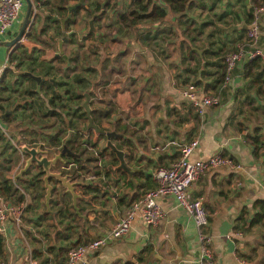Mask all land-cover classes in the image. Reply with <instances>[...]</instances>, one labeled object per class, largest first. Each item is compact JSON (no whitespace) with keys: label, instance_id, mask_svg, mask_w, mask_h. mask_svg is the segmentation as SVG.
<instances>
[{"label":"crops","instance_id":"crops-1","mask_svg":"<svg viewBox=\"0 0 264 264\" xmlns=\"http://www.w3.org/2000/svg\"><path fill=\"white\" fill-rule=\"evenodd\" d=\"M228 1H231L232 9L242 3L238 0H196L197 5L187 10L181 19L180 14L168 8L162 21L154 22L148 18L132 25L129 23L130 17L127 21L122 18L131 0H117L112 2L116 7L108 8L95 22L92 18L86 22L81 16H88V11L83 10L78 18V28L77 23L71 24L65 36H62L59 30L65 31L66 23L75 9L70 7L82 4L84 0H36L35 6L32 4L26 41L22 44L29 50H46L40 59L51 61L65 47L69 48L64 42L65 38L74 39L76 43L84 38V45L80 49L81 77L103 83L110 80L106 86H100L97 97L115 102L122 112L119 115L123 118V124L128 125L127 138H130L133 148L125 146L123 151L130 179L134 180V171L153 175L158 166H170L175 162L179 154L174 146L161 151L155 149L171 140L189 142L198 138L200 144L193 153V159H207L216 154L234 158L242 167L240 170L214 168L194 182L189 192L193 197L201 198L210 211L209 233L216 264H264V223L255 222V213L259 211L256 202L264 201V157L255 158L253 147L246 139L249 129L245 126L244 129H237L235 125L228 124L235 104L233 93L227 92V96H230H225L219 106L209 107L203 118L182 93L187 83L200 79L206 84L213 81V77L201 73L217 70L203 65L217 59L210 53L216 52L217 48L209 41V45H200L198 28L202 23L212 22V19L208 20L212 13L214 15L219 9L224 10ZM29 2H26L19 20L9 33L0 35V41L12 40L19 34ZM84 5L91 10L87 3ZM64 7L68 9L66 16L61 15ZM86 23L88 30L79 39V31H84ZM189 25L190 29L185 31ZM93 30L94 35H88ZM30 31L31 36L28 35ZM40 34L47 43L35 37ZM230 40L228 46L237 41L234 36H230ZM55 42L58 49L52 48ZM73 46L70 49L75 51ZM189 46L194 52L189 50ZM16 49L0 45V71L4 72L8 67L16 72L9 61V56ZM92 56L95 60H92ZM235 80L239 89L249 85V79L240 77L239 73L235 74ZM17 85L14 86L16 92H8L10 99L0 102V132L10 140L24 135L18 126L28 124L26 121L30 113L27 110L26 117L22 118L21 109L14 111L25 100L31 99L29 94H20L18 90L21 91L23 86ZM245 93L256 97L254 89ZM263 102L258 97L256 105ZM7 113L14 114L11 121L3 119ZM118 116L114 115L110 121L113 122ZM261 118L264 117L256 119L260 121ZM248 122L244 121L250 127ZM103 147L100 141L99 149ZM4 148V144H0L2 158L8 153L12 155ZM101 163L107 174L103 169L94 181L108 182V186L101 187L99 192L82 195L75 187L78 194L75 202L70 191L64 187L70 194L65 193L58 183H51L50 180L51 198L54 200L52 206H49L50 201L47 203L45 196L47 209L43 206V200H39L25 211L21 224H17L10 214L5 231L0 232L4 238L0 261L4 264H32L34 260L36 264H62L71 248L109 232L131 204L133 190L126 187L125 180L113 170L120 168L121 161L114 162L104 155L99 157L98 164ZM7 176L10 177L9 173ZM158 200L164 212V219L158 226H149L137 217L128 234L101 248L92 255L89 264H200L202 254L193 218L173 196H161ZM3 201L11 204L0 196V204ZM78 203L82 209L73 214L71 205Z\"/></svg>","mask_w":264,"mask_h":264},{"label":"trees","instance_id":"trees-1","mask_svg":"<svg viewBox=\"0 0 264 264\" xmlns=\"http://www.w3.org/2000/svg\"><path fill=\"white\" fill-rule=\"evenodd\" d=\"M62 1L68 2L70 0ZM103 1L104 0H84L82 4L72 11L73 16L67 21L65 31L60 28L59 35L65 36L69 30V26L78 22V18L83 10L88 11V17L92 18L93 22H95L106 13L108 8L116 7V4H112V2L117 0H108L104 6L102 5ZM219 1L223 2V0ZM238 1L242 2L243 7L247 10L246 18L249 24L252 21L255 9L264 4V0H250L249 2L245 0ZM86 3L91 10L85 7L84 4ZM165 5L167 7H164ZM196 5V0H131L130 5L126 9V14H123L122 18L127 21L128 17H130L129 23L132 25L148 18L154 22L162 21L165 19L167 9L169 8L174 13L180 14L179 18L181 19L186 15L187 10ZM226 6H232L231 1H228ZM61 12V15L66 16L68 14V9L64 7L61 9ZM96 13L99 14L95 15ZM30 15H32V13ZM208 23L212 22L207 21L200 25L198 28L200 34L203 33L204 27L207 26ZM261 27L262 32H264V13L261 15ZM189 29L190 25L186 27L185 31ZM30 33L31 31L28 35L31 36ZM94 33L95 30L89 31L88 35L92 36ZM35 37L42 42H46V40L42 39L41 34L35 35ZM214 37L215 35L211 37L212 40L209 41L210 45L215 43L216 40ZM195 40L196 38L192 41ZM262 41L264 45V33ZM64 42H66V45L69 43H76L74 39L68 38H65ZM219 42L222 46L226 45L223 39ZM76 44L78 45V43ZM83 45L84 42L79 44L80 49ZM222 46L220 48L218 47L216 52H210L217 57L214 62L208 61L203 63V65L217 69L215 72L201 73L203 75H210L214 78L213 81L206 84L200 79L199 81L190 83L195 84L197 87L204 90V92L212 91L214 93H219L222 99L227 96V92L233 93L232 97L235 104L234 110L229 117L228 124L235 125L237 129H244V121L248 120L249 116L254 118L264 117V102L256 105V103H258V97L264 100V57L252 58L244 62L240 70L237 69L234 71V77L235 74L239 73L240 77L249 79L248 86L244 87V89L236 87L233 91H229L232 89L225 90L222 89V82L226 74L227 56L224 57L226 50L222 49ZM226 47L228 48L229 46L227 45ZM237 49L238 48L231 52ZM64 50L66 51V48H64ZM189 50L192 51L190 46ZM93 51L95 52V50ZM37 52L38 49L33 48L29 50L27 46L21 44L20 47L9 56V61L13 64L15 69L19 70L23 65H26V68L18 75L10 78L9 73L13 74L14 72L9 71L10 69L6 67L0 84V102L10 99L8 92H16L17 89L14 88L15 85H22L23 89L18 91L22 95L29 94L31 99L25 100L22 105H18L14 109V111L21 109L22 118L26 117L27 110L30 111L27 116L29 117L28 124L24 126L25 129L21 130L24 135L20 140V144L32 147L43 144L49 154H52L53 148V151L57 150L55 154L61 152L66 145L70 151L63 155L64 161H59L57 165L54 166L53 170L68 174L71 181L76 183V187L79 190L78 192L82 195H89L91 192H99L101 187L106 186V184L108 186V182L105 184L104 182L87 180L90 175L94 176L95 179L103 172V169L105 171V166L102 163L98 164L99 157L107 155L110 160L114 162L120 161L117 152L107 145L108 136L106 133L113 131L117 133L111 136V140L118 149L123 150L125 146L133 148L130 138H127L129 130L128 125L123 124V118L119 115L122 112L118 105L112 100H105L102 97H97L100 93V86H106L110 80L103 83L104 81L100 80L83 79L80 73L81 55L79 49L72 51V55L68 50L64 53L59 52L51 61L40 59ZM63 66H65V68H63ZM26 71H30L35 75L45 78L40 82V91L37 90L38 82L33 77L25 74ZM26 82L28 84L25 85ZM79 88L83 91H80ZM249 89L255 90L256 97L245 93V91L248 92ZM85 93H88L91 99L89 102L91 108L90 116L83 106L82 100L86 99ZM65 99L67 100L66 102ZM79 100H81V102ZM66 107H68V109ZM2 108L8 109L4 106H2ZM114 115L119 116L116 120L111 122L110 120ZM13 117L14 114L7 113L3 119L11 121ZM68 117L69 120L67 119ZM90 117L93 119V123L102 130L101 132H98L94 127L88 126ZM106 121L108 123L110 122L111 127L108 128L104 125ZM68 130L69 136L66 138L65 134ZM2 139L4 140L5 150L13 149L14 152H17V147H14V145L11 144V140L0 132V140ZM246 139L253 147L255 158L261 159L264 157V127L261 124L256 125L252 131L247 133ZM102 140H105L106 144L102 149H99V143ZM12 162H14V160H12L11 156L2 158L0 154V196L13 204H20L28 200L27 202L29 203L27 204L26 210H29L32 205L39 200L44 199L43 206L47 209L48 205L45 202L47 188L44 181L45 173L42 167L34 163L23 175L19 176V172L22 168V166H20L16 178L13 180L7 176L8 172L12 169L10 166ZM262 164L264 165V160ZM113 170L120 174L123 181L125 180L124 185L133 190L131 194L132 202L140 199L147 190L158 186V182L153 178V175L134 171L133 177L137 182L136 185L134 180L129 178L128 172L130 171H125L124 168H116ZM106 171L105 173L107 174ZM122 179L118 180V182ZM52 181L58 183L65 193L70 194V192L61 185L59 180L53 178L51 179V183ZM53 191H55V188H53ZM28 198L31 200L29 201ZM53 201V198H51V205L49 206H52ZM71 201L73 203L72 194ZM256 207L259 208V211L255 213V222L264 223V201H257ZM71 209L72 213L76 214L77 211H81L82 208L78 203L76 206L72 204ZM3 240L4 238L0 234V256L3 254ZM127 264L132 263L129 262Z\"/></svg>","mask_w":264,"mask_h":264},{"label":"built area","instance_id":"built-area-1","mask_svg":"<svg viewBox=\"0 0 264 264\" xmlns=\"http://www.w3.org/2000/svg\"><path fill=\"white\" fill-rule=\"evenodd\" d=\"M29 1L35 6L36 0ZM26 2L28 0H0V35L5 36L9 33L19 20ZM263 13L264 4L254 11L252 21L247 29L245 43L227 55L226 74L222 82V89H232L229 91H233L237 87L234 71L252 58L264 57L261 27ZM25 41L26 36H23L20 43ZM3 73L0 71V84ZM182 93L185 100L202 118L205 117L209 107L218 106L222 102V96L219 93L210 94L200 91L199 87L193 83H187L183 87ZM199 144L200 140L194 138L189 142L171 140L156 146L155 149L158 151L174 146L179 154L178 159L170 166H158L154 170L153 177L158 182V186L147 190L140 199L133 201L109 232L71 248L62 264H89L92 255L101 248L128 234L137 217H140L149 226H158L164 219V212L158 199L166 195L173 196L178 205L186 210L196 224L202 254L200 264H216L212 250V238L209 233L210 211L201 198L193 197L190 194L189 187L214 168L226 167L240 170L242 167L232 157L221 154L213 155L207 159H193V153ZM92 177L94 179V176ZM262 186L264 188V179ZM27 204V200L20 204H10L5 201L0 204V232L5 231L10 214L13 215L17 224H21ZM36 263L35 260L32 262V264ZM0 264H4V262L0 261Z\"/></svg>","mask_w":264,"mask_h":264},{"label":"rangeland","instance_id":"rangeland-1","mask_svg":"<svg viewBox=\"0 0 264 264\" xmlns=\"http://www.w3.org/2000/svg\"><path fill=\"white\" fill-rule=\"evenodd\" d=\"M231 7L232 6H227V7L224 8V10H220L219 9L218 11L215 12L214 15H213V13H214L213 12L212 15L210 16V19H208V20H211L212 19L213 20L212 23H208L207 26L204 27V31H203V33L200 34V37L198 39L200 45H203V44L209 45L208 44V41L212 40L211 37L215 35V38L214 39L216 41H215V43L213 45H216V48L217 49H218V47L220 48L222 46L219 41L221 39H225L226 40L225 41V44L226 45L225 46H222V49L226 50V53L224 54V57H226L229 54V52L231 53L232 50L238 48L240 45H242L244 43L245 38H246L247 27H248V24H249L248 23L249 21H247V18H246L247 17V10L243 7V3H241L238 8L232 9ZM53 8H54V5H53V1H52V9ZM221 15H222V17H221ZM81 17H84L86 19V22H87V20L89 18L88 16H84V15H82ZM80 20H81V18L79 19V21ZM76 26L78 28L79 24L77 23ZM86 30H88L87 23L84 25V31H82V32H81V30L79 31V39H81L82 34H85ZM263 31H264V27H263ZM235 33L237 35H235ZM230 36H234V38L237 41L235 43H233L232 46L230 45L227 48L226 46H227L228 42H231ZM44 40H46V39H44ZM82 42H84V38H82L81 40L77 41L78 45L76 43H69L68 44L69 45V48H67L66 51L69 50L72 53L73 50L70 49V46L71 45H74L73 48H76V50L77 49L80 50L79 44H81ZM53 47L55 49H58V45H56V42H55V44L52 43V48ZM66 51L63 49V53L66 52ZM37 53H38L39 56H43V55H45L46 50H40V49H38V52ZM222 55H223V52H222ZM91 58H92V60H95V57L92 56ZM59 66H61V65H59ZM25 68H26V65H23L20 70H17L16 69V72H14L13 74L12 73H9L10 78H13L15 75H18L20 73V71L24 70ZM9 71H14V69L11 68ZM17 86L20 87L22 85H17ZM79 90L80 91H83L81 88H79ZM199 90L202 91L201 88H199ZM207 93L215 94L216 92L214 93L212 91H208ZM81 100H79V101L81 102ZM85 100L86 99H83L82 100L83 103L85 102ZM90 100H89V102H90ZM66 101L67 100L65 99V102ZM216 106H212V107H216ZM66 108L68 109V107H66ZM195 112L198 114V112L196 110H195ZM67 119L69 120V117ZM26 122H28V121H26ZM246 122H248L247 124H249L250 127H248L246 124L244 126L247 129H249V131H251V129H253L255 127V125L261 124L264 127V118H261V120L259 121L256 118H255V120H253V117H249V119L246 120L245 123ZM104 125L106 127H108V128L111 127L110 122L108 123L107 121L104 123ZM21 126L22 125H19L18 128H21V130L25 129V127H24L25 125L23 127H21ZM3 134H5V133H3ZM68 134H69V130L65 134V137L66 138L69 136ZM21 138H22V136H20L19 138L18 137H14L13 139H11V144L14 145V147H17V152H14L13 149H8L7 151H10L12 155H10V153H8V154L5 155L6 157L11 156L12 157V160H14V162L11 163V168L12 169H11L10 172H8L10 178H12L13 180H15V178H16V174H17V171H18L19 167L20 166L24 167V164H25L26 159H27L25 153L22 151V145H24V144H20L21 143L20 142ZM2 140H0L1 146H3V144H4V140L3 141ZM105 144H106V141L105 140H102V145L105 146ZM53 150H54V148L52 149V154L56 153L55 151H57V150H55L54 152H53ZM52 154H50V156H52ZM25 157H26V159H25ZM108 158H109V156H108ZM116 162H118V161H116ZM88 178L90 179L89 181H92V180L94 181L95 180V179H93V177L91 175ZM43 202H44V199H43Z\"/></svg>","mask_w":264,"mask_h":264},{"label":"water","instance_id":"water-1","mask_svg":"<svg viewBox=\"0 0 264 264\" xmlns=\"http://www.w3.org/2000/svg\"><path fill=\"white\" fill-rule=\"evenodd\" d=\"M81 1L83 2V0H81ZM107 1L108 0H104L102 5L104 6ZM79 5H80V3L70 7V9L76 8ZM32 8H33L32 3L29 2L28 10H27V13L25 16V20H24L22 29L19 32V34L12 40L0 41V45L12 47V50L20 47V45H21L20 41H21L22 37L26 36V29L28 26V22L30 20V16H31L30 14H31ZM65 21L66 20L64 19L63 23H65ZM90 24H91V27H93L92 21L90 22ZM61 47H62V42H61ZM25 74H27V75H29V76H31L37 80V82H38L37 90L40 91V82L43 81L45 78H43L41 76H37V75L33 74L32 72H25ZM85 95H86V100L83 103V106L86 109V111L88 112V115L90 116V112H91V108L89 106L90 96L88 93H86ZM88 126L94 127L98 132L102 131L93 123V119L91 117L89 119ZM106 134L108 136L107 145L110 148H112L114 151L117 152V155L121 161L120 168H124L125 170L129 171V168L127 167V165L125 163V152L123 150L118 149L116 147V145L111 140V136L115 135L117 133L115 131H113V132H107ZM22 151L28 156V158L26 159L25 166L20 170L19 176L23 175V173L25 171H27L34 163L37 164L38 166L42 167V169L45 173L44 181H45V185L47 188V191H46L47 203H49L51 196H52V185L50 183V180L52 178H56L57 180H59L61 182L62 186L65 187L68 191H70L74 195V201L77 202L78 194L75 191L76 183L71 181L68 174H63L62 172L53 171V167L56 166L59 161H64L63 155L70 151L66 145L64 146V148L62 149L61 152L53 155V157H51L50 154H48V152L44 148L43 144H40L39 146H35V147L28 146V145H22Z\"/></svg>","mask_w":264,"mask_h":264}]
</instances>
